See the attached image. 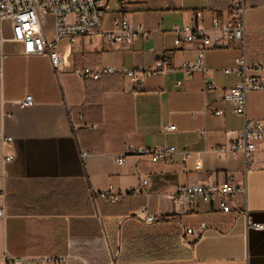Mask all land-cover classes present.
I'll use <instances>...</instances> for the list:
<instances>
[{
  "label": "crops",
  "instance_id": "obj_1",
  "mask_svg": "<svg viewBox=\"0 0 264 264\" xmlns=\"http://www.w3.org/2000/svg\"><path fill=\"white\" fill-rule=\"evenodd\" d=\"M234 1L109 0L102 32L125 20L149 37L127 46L109 45L101 33L73 45L62 40L58 74L48 57H26L20 44H3L0 264H48L55 258H66L65 264H264V143L250 167L243 156L218 152L244 126L224 97L242 78L224 70L235 69L236 59H244L247 76L264 67V0H243L244 40L208 50L205 73L187 78L181 68L194 62L196 47L174 44L176 27L204 28L212 35L210 16L223 19ZM198 10L210 16L196 19ZM3 28L9 40L10 25ZM44 33L54 38L53 17ZM165 57L169 71L142 83L122 74L151 70ZM84 68L100 78L75 75ZM107 68L112 73H102ZM206 82L215 89L205 90ZM26 96L32 105L22 107ZM246 120L264 123V91L247 95ZM169 126L175 131H166ZM126 145L171 146L185 157L152 164L129 155L119 165ZM230 176L244 193L227 215L216 204L176 207L171 201L186 185H216ZM140 179L148 181L149 197L130 194ZM143 208L155 224L130 218ZM200 223L207 225L206 236L183 245L181 225Z\"/></svg>",
  "mask_w": 264,
  "mask_h": 264
},
{
  "label": "built area",
  "instance_id": "obj_2",
  "mask_svg": "<svg viewBox=\"0 0 264 264\" xmlns=\"http://www.w3.org/2000/svg\"><path fill=\"white\" fill-rule=\"evenodd\" d=\"M109 0H0V72L6 56L2 52V46L6 41L20 44L23 55L26 57H48L54 71L58 74L62 71V59L59 54V43L68 40L74 44L79 37H93L102 34L104 41L109 45L127 46L136 38L142 36L149 37V32L142 28H136L125 20H115L113 29L102 32L103 19L105 16L104 6ZM209 15L208 10H198L194 12L196 19ZM245 6L243 0L234 1L225 12L223 19L212 15L211 27L209 31L204 28L182 26L174 28L175 46L180 47L185 44H193L196 47L195 60L192 63L184 64L181 71L187 78H192L196 73H205L204 59L206 52L210 49H224L231 44L242 42L245 35ZM49 17L54 18V38L49 41L45 37L44 27ZM8 23L11 30V38L4 37L3 26ZM236 68L224 70L225 74L235 73L241 76L234 88L227 90L225 100L232 105L233 113L244 119L243 129L238 133L236 140L228 147L219 148L221 154H231L232 156H243L246 166L253 165L254 154L258 145L264 143V123L248 122L246 120V97L250 92L264 91V67L253 68L254 75H246V65L244 59L235 60ZM170 59L165 57L156 62L154 68L145 70L138 67L135 70H122V74L130 81L142 83L145 80L156 77L159 74L169 71ZM75 75L81 79L98 80L100 73H94L89 68L77 69ZM102 73H112L107 68ZM205 90H214L215 86L204 85ZM32 105L30 96H26L21 102L22 107ZM214 116L220 117L222 111H214ZM166 131H175L174 126H169ZM0 138H2L0 136ZM11 140L8 139V142ZM179 152L171 146L158 148L134 147L126 145L121 157L116 159V163L121 165L126 156L133 155L147 159L152 164L173 163ZM13 156L7 157L6 162L13 160ZM244 193V188L237 185L232 176L224 182L216 185H186L179 188L171 196L172 203L178 206H190L194 203L216 204L217 209L224 215L231 212V204L237 195ZM130 194L134 196L149 197L150 191L148 181L140 179L138 187ZM105 195V194H103ZM113 202V200H112ZM0 216L3 212L0 211ZM131 219L145 225H153L156 217L148 214L143 208L133 214ZM255 229L260 230L262 226L255 225ZM208 228L205 223H200L196 227L181 225V242L185 246H192L201 241L207 234ZM48 264H65L66 258L48 259Z\"/></svg>",
  "mask_w": 264,
  "mask_h": 264
}]
</instances>
